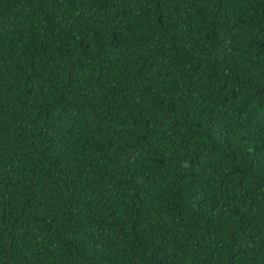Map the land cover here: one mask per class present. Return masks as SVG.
I'll list each match as a JSON object with an SVG mask.
<instances>
[{
    "label": "trees",
    "instance_id": "16d2710c",
    "mask_svg": "<svg viewBox=\"0 0 264 264\" xmlns=\"http://www.w3.org/2000/svg\"><path fill=\"white\" fill-rule=\"evenodd\" d=\"M0 264H264V0H0Z\"/></svg>",
    "mask_w": 264,
    "mask_h": 264
}]
</instances>
